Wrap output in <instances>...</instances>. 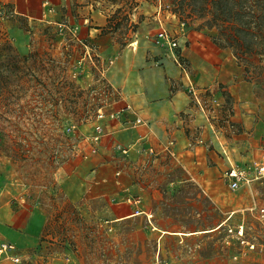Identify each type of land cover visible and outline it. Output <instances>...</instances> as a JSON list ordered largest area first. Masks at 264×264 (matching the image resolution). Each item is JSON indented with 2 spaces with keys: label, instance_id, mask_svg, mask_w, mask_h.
Returning <instances> with one entry per match:
<instances>
[{
  "label": "rangeland",
  "instance_id": "1",
  "mask_svg": "<svg viewBox=\"0 0 264 264\" xmlns=\"http://www.w3.org/2000/svg\"><path fill=\"white\" fill-rule=\"evenodd\" d=\"M70 1L68 14L75 18L91 9L106 17L98 35L108 34V47L91 41L64 15L47 22L54 12L47 5L44 20H33L15 14L11 0H0V205L5 204L0 210L32 211L44 220V251L65 253L82 264H264V177L230 192L224 162L207 186L169 151L140 160L123 153L114 135L95 145L88 139L98 110L108 114L126 105L120 84L129 79L127 63H138L144 53L160 67L171 92L182 90L191 98L232 158L247 162L239 145L246 135L234 120L227 91L196 87L185 56L174 74L163 62L155 64L163 56L171 59L168 49L155 44L159 20L177 38L173 52H187L194 31L210 41L214 32L198 30L200 20L177 17L168 0ZM224 53L249 87L256 121L264 119L260 56L253 55L245 71L228 49ZM113 68L119 85L108 76ZM177 116L183 120L189 112ZM101 167L108 170L100 172ZM100 175L109 179L103 189L111 195L90 197V181ZM137 211L142 213L125 217Z\"/></svg>",
  "mask_w": 264,
  "mask_h": 264
},
{
  "label": "crops",
  "instance_id": "2",
  "mask_svg": "<svg viewBox=\"0 0 264 264\" xmlns=\"http://www.w3.org/2000/svg\"><path fill=\"white\" fill-rule=\"evenodd\" d=\"M11 1L15 14L33 20H44L47 10L43 7V3L47 2L54 9L51 15L52 21L47 22L56 23L64 15L68 19V23L85 29L86 36H89L91 41L93 40L100 47L106 48L110 43L108 34H104L106 32L98 35L106 28V17L92 9L86 11V14L80 18H75L68 14L70 0ZM64 8L67 9L65 14L62 13ZM96 26L100 27V31ZM189 38L193 42L189 48H186L187 52H184L183 49L181 52H173V49L165 47L170 53L167 56H170L172 60L163 56L155 64L163 62L165 68L174 74L178 68H181L180 57L185 56L189 59V67L192 71L191 79L196 87L205 86L216 89L217 86H221L227 91V95L233 99L234 120L243 129L242 133L246 135L242 139L239 138V145L246 149L243 158L247 162H239L232 158L230 148L226 147L224 140H220L218 131H214L213 127L206 122L191 98L188 99L182 90L171 92L170 83L163 79L160 67H154V61L145 59L144 53L140 54L141 59L138 63L132 65V61H128L126 74L129 79L127 83L123 78V83L118 82L120 77L118 69L113 68L108 73L111 80L114 77L116 85H121L125 103L132 107L135 115L139 116L143 122L139 125L126 126V121L131 124L134 119V116L128 113L123 114L118 120L107 118L102 121L103 136L114 135L117 143L127 148L129 156L140 160L149 156L148 150H153L151 155L169 151L194 180L209 186L215 180V175L223 162L226 164V168L232 162L241 165L248 162L264 164V140H261L262 136L257 135V132L264 135V119L256 121L258 107L250 100L249 87L241 77L238 66L224 53V49L211 43L209 37L202 32L194 31L189 34ZM155 83L157 86H154ZM153 89L154 91H152ZM244 90L247 91L248 97L244 98ZM219 95L218 97H221V94ZM130 102L134 103V106ZM135 106L139 107V110ZM180 111H188L189 116H185L181 120L177 116ZM193 115H195L194 118ZM121 123L123 124L121 125ZM223 150L227 156L223 154ZM89 164L91 163L89 162ZM82 165L85 168V164ZM88 166L92 168L91 165ZM99 170L106 172L108 167H101ZM108 180L107 177L100 175L98 179L90 181L88 195L90 197L111 195L107 188L103 189ZM223 180L226 183L224 178ZM4 206L5 204L0 205V209ZM140 213L142 211L130 213L125 217ZM162 233L170 232L163 230ZM173 234L192 235L194 233L174 232ZM43 238H45L44 220L34 215L32 211L30 213L25 210L7 209L3 212L0 210V241L10 245L7 254L20 258L19 263L4 259L1 264H82L81 261L65 253L48 254L44 251L45 240Z\"/></svg>",
  "mask_w": 264,
  "mask_h": 264
},
{
  "label": "trees",
  "instance_id": "3",
  "mask_svg": "<svg viewBox=\"0 0 264 264\" xmlns=\"http://www.w3.org/2000/svg\"><path fill=\"white\" fill-rule=\"evenodd\" d=\"M168 1L177 17L200 20L198 30L214 32L213 44L228 49L245 71L253 64V55L258 54L264 64V0Z\"/></svg>",
  "mask_w": 264,
  "mask_h": 264
},
{
  "label": "built area",
  "instance_id": "4",
  "mask_svg": "<svg viewBox=\"0 0 264 264\" xmlns=\"http://www.w3.org/2000/svg\"><path fill=\"white\" fill-rule=\"evenodd\" d=\"M47 5V10L49 12L52 11V7L48 6L47 2L43 3V7ZM161 6L159 5V9ZM158 9V10H159ZM159 22V28L155 35V44L157 46L166 47L168 49H173L175 46H177V38L174 36L169 30H167L162 23ZM180 25H183V23H180ZM178 63V62H177ZM180 67L182 66L179 62ZM184 70V69H183ZM189 93L195 94L194 92V86L192 84L189 85ZM196 101L198 102L197 98L194 96ZM135 111L132 109V107L128 104L120 107L115 112H110L108 114H105L103 111L98 110L96 114V122L92 126L91 132L88 136V139H90L91 143L93 145L97 144L101 138L104 135V129L102 125V121L105 119H112V120H118L123 114H132L134 116V119L131 126L139 125L143 121L142 119L135 115ZM96 151V147H91V152L94 153ZM123 153H127V148L123 147L122 149ZM148 154H152L153 150H148ZM223 154L227 156L226 152L223 150ZM264 177V164L259 162H251L248 164H238L235 162H232L229 164V166L224 170L223 172V178L226 181V186L230 192H236L238 191L242 186L248 185L251 182L260 180ZM261 216L264 214V209L260 210ZM231 231V229H230ZM243 226L240 225L237 234L239 236L242 235ZM253 246H251L252 248ZM10 249V245L4 241H0V264L1 261L4 259H9L13 263H19L20 258L18 256H11L7 254V251Z\"/></svg>",
  "mask_w": 264,
  "mask_h": 264
},
{
  "label": "bare ground",
  "instance_id": "5",
  "mask_svg": "<svg viewBox=\"0 0 264 264\" xmlns=\"http://www.w3.org/2000/svg\"><path fill=\"white\" fill-rule=\"evenodd\" d=\"M242 235H243V231H242Z\"/></svg>",
  "mask_w": 264,
  "mask_h": 264
}]
</instances>
